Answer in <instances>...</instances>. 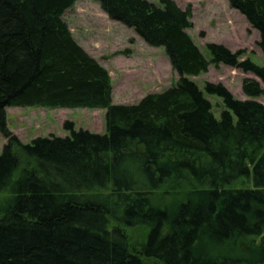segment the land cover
<instances>
[{"label": "trees", "instance_id": "16d2710c", "mask_svg": "<svg viewBox=\"0 0 264 264\" xmlns=\"http://www.w3.org/2000/svg\"><path fill=\"white\" fill-rule=\"evenodd\" d=\"M78 1L0 0V264H264V104L190 79L225 65L264 84V66L213 43L208 60L189 33L191 9L173 0H94L164 48L180 76L138 104H114L109 71L64 18ZM227 1L264 55V0ZM242 90L264 97L253 78ZM206 94L223 101L220 118ZM10 107L103 109L107 131L66 123L68 136L25 144L8 127ZM139 227L146 236L134 242Z\"/></svg>", "mask_w": 264, "mask_h": 264}, {"label": "rangeland", "instance_id": "374dc122", "mask_svg": "<svg viewBox=\"0 0 264 264\" xmlns=\"http://www.w3.org/2000/svg\"><path fill=\"white\" fill-rule=\"evenodd\" d=\"M161 6L160 0H148ZM183 10L191 9L194 27L190 35L208 60L209 44H219L232 52H243L242 59H251L264 66V55L259 47L260 34L238 11L232 9L227 0H173ZM65 20L77 42L103 67L112 78L114 104H138L144 97L161 93L179 82L180 76L173 69L164 48L147 45L133 29L112 21L94 0H80L69 10ZM258 80L252 73L221 65L209 67V71L198 77H190L203 91L207 83L224 85L238 100H256L264 104V97L249 98L242 90L244 79ZM212 103L213 112L220 118L224 110L223 101L206 94ZM7 122L11 132L22 142L30 143L38 137H66V123L75 130H87L105 134L106 110L103 109H52L19 108L7 109ZM7 140L0 133V154ZM22 162L27 159L20 156ZM164 201V200H163ZM166 202V201H165ZM134 242H142L146 236L143 227L129 229Z\"/></svg>", "mask_w": 264, "mask_h": 264}]
</instances>
